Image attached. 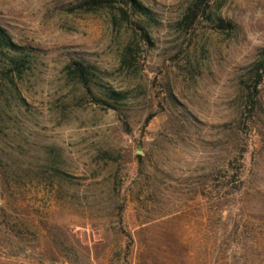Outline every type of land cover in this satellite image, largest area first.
I'll return each mask as SVG.
<instances>
[{"label":"rangeland","instance_id":"rangeland-1","mask_svg":"<svg viewBox=\"0 0 264 264\" xmlns=\"http://www.w3.org/2000/svg\"><path fill=\"white\" fill-rule=\"evenodd\" d=\"M83 1L0 0V264H264V0Z\"/></svg>","mask_w":264,"mask_h":264},{"label":"trees","instance_id":"trees-1","mask_svg":"<svg viewBox=\"0 0 264 264\" xmlns=\"http://www.w3.org/2000/svg\"><path fill=\"white\" fill-rule=\"evenodd\" d=\"M129 2L133 10L138 12L145 11V8L137 0H129ZM82 6L85 8V10H88L90 12V11H96L97 8H103L108 6V3L105 0H84ZM28 53H29L28 48L26 46H22L14 42L11 35L6 31V29L0 26V65H1L0 67L1 68L4 67L6 73L8 72L13 76L21 78V74H22L21 68H23L27 63L26 58L28 56ZM260 56H261L260 65L261 67L264 68V50L261 52ZM78 66L79 67L77 69V72L80 74V80L84 85L86 93L91 95L92 98L95 100V102L102 103L109 108H115L113 103L119 102L123 98V94L111 90L108 91L106 95L107 100L96 97L93 92L92 86L88 81L89 79L87 80L84 69L81 67L82 65L78 64ZM13 70H15L17 73H13ZM9 74L4 75L5 76L4 78L12 81V77ZM151 118L152 115H149L146 118L145 123H148ZM123 125L125 128H128V124L124 121H123ZM5 182H7V178H5L4 176L1 177L2 187L4 186ZM0 219L2 220L1 217ZM15 238L18 242L20 241V238L18 236H15Z\"/></svg>","mask_w":264,"mask_h":264}]
</instances>
